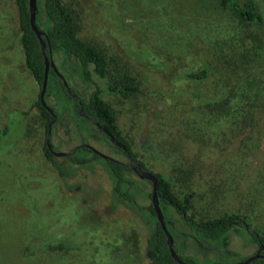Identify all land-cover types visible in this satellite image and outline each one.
<instances>
[{
	"label": "rangeland",
	"instance_id": "obj_1",
	"mask_svg": "<svg viewBox=\"0 0 264 264\" xmlns=\"http://www.w3.org/2000/svg\"><path fill=\"white\" fill-rule=\"evenodd\" d=\"M43 1L37 0V19L46 30ZM62 1L78 35L107 59V77L93 74L95 84L105 88L123 81L137 88L102 95L138 161L168 177L180 200L190 194L199 220L235 213L264 232V105L251 130H236L213 111L205 118L196 114L198 102L186 96L195 89L217 92L223 81L218 74L199 86L182 78L208 61L211 50L235 59L249 54L252 65H262L264 43L256 40L264 41V25L248 28L217 0ZM252 1L264 17V0ZM19 28L15 0H0V264H155L154 217L146 209L149 181L126 170L135 200L130 202L114 191L104 159L74 165L66 156L54 162L44 157L45 121L30 107L39 86L25 65ZM119 58L129 62L127 69L117 66ZM52 59L78 97L88 100L94 84L81 77L76 58L58 48ZM234 69L233 62L232 81ZM247 75L264 86V72L251 67ZM48 80L45 97L58 114L54 151L89 144L127 162L76 114L58 79ZM38 125L41 158L28 135ZM75 153L91 157L84 148ZM167 219L178 254L190 263H235L258 248L240 228L211 241L195 237L178 213Z\"/></svg>",
	"mask_w": 264,
	"mask_h": 264
},
{
	"label": "trees",
	"instance_id": "obj_2",
	"mask_svg": "<svg viewBox=\"0 0 264 264\" xmlns=\"http://www.w3.org/2000/svg\"><path fill=\"white\" fill-rule=\"evenodd\" d=\"M217 1L220 7L232 10L236 19L244 25H247L248 28H261L264 25L263 14L252 0ZM15 3L18 10L19 29L21 32V44L24 51L25 65L38 84L40 91L45 70L44 57L41 51L40 42L35 33L32 31L29 23L28 0H15ZM43 11L48 19V28L44 31L51 49L61 48L75 57L78 62L81 77L85 81L92 82L94 84V89L92 90L88 100L82 99L83 112L89 118L107 127L109 132L126 146L127 152H129V154H131L133 158L138 161L131 144L117 125L113 109L106 104L102 95L104 92L108 94H128L136 91L137 88L134 85L123 81L119 82V84L107 83L105 88H101L95 84L92 78L93 74H96L100 78L107 77V59L100 54L96 47L87 43L78 35L76 25L62 0H44ZM36 20L38 26L40 27L41 25L38 23L37 16ZM251 33L254 35L253 30ZM256 42L264 43L263 39L260 37H258ZM249 57V54H240L239 57L235 59L228 53L218 55L214 50H211L209 54L210 59H208L209 62L206 61L204 64L199 65L196 68L192 67L191 69L183 72L182 78L184 80L192 82L198 86L206 84V82H208L210 78L216 74H218V77L223 80L219 90L214 94H210L209 92L200 89H195L192 92L186 93V96L193 98L198 102L197 103L195 101V103H197L195 108L197 112L196 114L205 118V115L212 114L213 111L218 117L224 116L231 120L233 123L232 127L236 130L237 127L241 126L251 130L256 125L258 121V113L264 105V86L259 80L251 79L250 75H247V71L252 67L256 69L257 74H261L264 72V62L262 65H252L251 63L254 61ZM115 62L117 63V66L123 69H127L130 65L129 62L123 58L115 59ZM233 62L235 67L238 69H234V73L236 75L234 81L231 80ZM52 75L58 79L64 93L71 98L62 81L50 68L49 79ZM72 91L75 92L73 89ZM45 100L54 113L57 114L56 109L47 102L46 97ZM33 107L38 108L41 118L45 121V128L47 129L50 113L40 103L39 94L38 98L33 103ZM77 115L80 116L78 112ZM217 121L220 123L221 119L218 118ZM46 129L43 154L48 161L54 162L55 155L46 145ZM52 133L50 138L52 137ZM51 147L54 150L52 140ZM93 157L101 158L94 153ZM68 159L74 163H81L82 161L86 162L84 158H78L75 153L68 156ZM105 162L108 167V171L114 179V191L118 197L134 202L135 200L134 196L130 192V186L126 185V183L130 184L131 180L126 177L125 168L118 161L105 160ZM140 165L145 169V166L142 163H140ZM153 173L158 180L159 203L170 232L171 226L169 225L167 215L170 212H176L182 217V220L186 225H188L195 237L202 238L204 240L218 241L228 236L234 228H240L247 233L251 242L257 247L264 245V232L253 227L252 224L242 215L230 213L208 219L204 222L199 220L192 212L191 195L187 194L185 198L183 197V199L180 200L179 197L172 191L169 178L161 173ZM146 209H148L150 211V215L154 217L153 222L156 250L155 264H178L171 257L166 242V236L156 219L152 204L147 206ZM261 253L264 254V249ZM179 256L183 260L189 262L186 258L181 255ZM258 262H264V258L257 259L252 263Z\"/></svg>",
	"mask_w": 264,
	"mask_h": 264
},
{
	"label": "water",
	"instance_id": "obj_3",
	"mask_svg": "<svg viewBox=\"0 0 264 264\" xmlns=\"http://www.w3.org/2000/svg\"><path fill=\"white\" fill-rule=\"evenodd\" d=\"M28 9H29V23H30L32 31L35 33V35L37 36V38L40 42L41 51H42V54L44 57V64H45L43 80H42V84H41L40 91H39V100H40V103L42 104V106L45 107L50 113V119H49V122L47 124V129H46V134H47L46 145L53 152V154L55 156H68L70 154L69 152L54 151L51 147L50 135L52 133V126H53V123L55 122L56 114L54 113L52 108L46 103V100H45V94H46L47 87H48L49 69L51 68L54 71V73L62 81L64 87L66 88V91L72 97H76L77 94L72 91V89L70 88L65 77L57 69V67H56V65L52 59V49L49 45L46 33L37 24V20H36L37 0H28ZM46 48H47V50H46ZM80 104H81V102H80ZM79 113L82 116L87 118V116L83 114L82 107L79 108ZM94 124L108 136L109 140L114 145L121 148L123 151L127 152L126 146L121 141L117 140L109 132L107 127L99 124L97 121H95ZM86 146L88 148H90L95 154H97L98 156H101L105 160L117 161L116 159L112 158L111 156H109L103 152L98 151L97 149L93 148L90 145H86ZM132 162H133V164L131 165V168L133 169L135 174L141 179H146L151 184V204H152L153 209L155 211L156 219H157L159 225L161 226V228H162V230L166 236V242H167L171 257L175 260V262H177L178 264H251L252 262H254L257 259L264 258V254L261 253V251L264 249V245H260L257 248V250L255 252H253L251 255H249L246 258H244L243 260H241L239 262H235V263H190V262L183 260L179 256L178 252L176 251V249L174 247V239H173L172 233L170 232V230L167 227V223H166L162 208H161L160 203H159L157 177L155 176V174L152 171L144 170L141 167L140 163L136 159L132 158Z\"/></svg>",
	"mask_w": 264,
	"mask_h": 264
},
{
	"label": "flooded vegetation",
	"instance_id": "obj_4",
	"mask_svg": "<svg viewBox=\"0 0 264 264\" xmlns=\"http://www.w3.org/2000/svg\"><path fill=\"white\" fill-rule=\"evenodd\" d=\"M71 96V95H70ZM71 98L73 99V104H74V107H75V112H76V114H77V112L79 113V108H81V107H83V104H82V99L81 98H79L78 97V95L76 96V97H72L71 96ZM80 102H81V104H80ZM82 111H83V109H82ZM83 114L84 115H86L84 112H83ZM79 115L83 118V119H85V120H87L88 122H90V124H92V125H94L95 127H96V129L105 137V139L106 140H109V138L107 139V135L102 131V130H100L95 124H94V122H95V120H93V119H91V118H89L87 115V118L86 117H84V116H82L80 113H79ZM57 118H58V114H56V119H55V122H56V120H57ZM54 122V123H55ZM54 123H53V125H54ZM52 128H53V126H52ZM103 132V133H102ZM107 136H105V135ZM110 141V140H109ZM111 142V141H110ZM112 143V142H111ZM113 144V143H112ZM86 145H89V144H81V145H77V146H75V148H73L69 153V155L68 156H70L71 154H73V153H75L76 151H77V149H79V148H86V149H89L90 150V152H91V157L90 158H84V157H81V158H84L85 159V161L87 162V161H89V160H92V159H95L94 157H93V151L90 149V148H88ZM114 145V144H113ZM91 146V145H90ZM116 146V145H115ZM93 147V146H92ZM117 147V146H116ZM94 148V147H93ZM124 155H125V157L128 159V161L127 162H122V161H120V160H118V159H116V158H114V159H116L118 162H120L121 164H122V166L125 168V171L126 170H132L133 171V169L131 168V165L133 164V162H132V158H133V156L131 155V154H129V152H125V151H123L121 148H119V147H117ZM96 149V148H95ZM88 150V151H89ZM99 151V150H98ZM101 152V151H100ZM76 154V153H75ZM95 154V153H94ZM97 155V154H96ZM68 156H66L67 158H68ZM98 156V155H97ZM99 157H101V156H99ZM78 158H80V157H78ZM102 158V157H101ZM113 158V157H112ZM103 159V158H102ZM135 159V158H134ZM105 160V159H104ZM71 161V160H70ZM72 162V161H71ZM72 163H74V162H72ZM81 163H85L84 161H82ZM77 164H80V163H74V165H77ZM142 167V166H141ZM143 168V167H142ZM144 169V168H143ZM144 170H147L146 168L144 169ZM134 172V171H133ZM135 173V172H134ZM111 174V173H110ZM126 177L127 178H129L127 175H126ZM130 179V178H129ZM131 180V179H130ZM113 183H114V179H113ZM114 185V184H113ZM126 185H128V186H131L132 185V180H131V183L129 184V183H126ZM114 188V187H113Z\"/></svg>",
	"mask_w": 264,
	"mask_h": 264
},
{
	"label": "crops",
	"instance_id": "obj_5",
	"mask_svg": "<svg viewBox=\"0 0 264 264\" xmlns=\"http://www.w3.org/2000/svg\"><path fill=\"white\" fill-rule=\"evenodd\" d=\"M29 71V70H28ZM29 73H30V71H29ZM30 78L31 79H33L34 80V78H33V76L31 75V73H30ZM35 84H36V81H35ZM34 103V102H33ZM33 103H31V106L30 107H32V104ZM41 125V124H40ZM39 126V125H38ZM40 126L38 127V129H35V130H31L30 131V133L28 134L29 135V137L31 136V137H33V139H32V142H31V144H32V148L34 149V152H35V155L36 156H38L39 158H41L40 157V155H41V151H42V148H41V136H40ZM26 134H27V132H26Z\"/></svg>",
	"mask_w": 264,
	"mask_h": 264
}]
</instances>
